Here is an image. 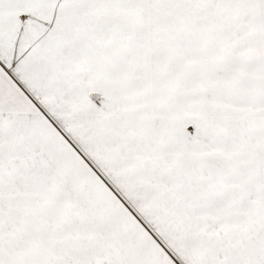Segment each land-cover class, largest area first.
Listing matches in <instances>:
<instances>
[{
    "label": "snow or ice",
    "instance_id": "snow-or-ice-1",
    "mask_svg": "<svg viewBox=\"0 0 264 264\" xmlns=\"http://www.w3.org/2000/svg\"><path fill=\"white\" fill-rule=\"evenodd\" d=\"M0 264H264V0H0Z\"/></svg>",
    "mask_w": 264,
    "mask_h": 264
}]
</instances>
